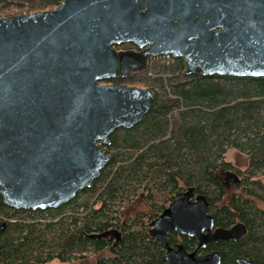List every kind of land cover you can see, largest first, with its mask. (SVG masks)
I'll use <instances>...</instances> for the list:
<instances>
[{
  "label": "water",
  "instance_id": "obj_1",
  "mask_svg": "<svg viewBox=\"0 0 264 264\" xmlns=\"http://www.w3.org/2000/svg\"><path fill=\"white\" fill-rule=\"evenodd\" d=\"M130 44L134 49L119 50ZM183 61L187 75L264 78V0H61L54 10L0 17V196L16 210L58 209L91 188L113 157L118 129L150 112L155 92L103 82L145 72L154 58ZM240 177L226 174V186ZM195 188L150 224L169 264H222L220 241L244 224L215 227ZM7 223L0 222V237ZM196 238L197 249L168 236ZM238 264H255L238 258Z\"/></svg>",
  "mask_w": 264,
  "mask_h": 264
},
{
  "label": "trees",
  "instance_id": "obj_2",
  "mask_svg": "<svg viewBox=\"0 0 264 264\" xmlns=\"http://www.w3.org/2000/svg\"><path fill=\"white\" fill-rule=\"evenodd\" d=\"M61 0H0V17L54 10ZM14 11H18L14 13ZM119 50L134 49L130 44ZM155 92L150 112L132 129H118L104 151L113 157L91 188L58 209L16 210L0 196V264H169L150 224L189 188L209 202L216 228L238 223L247 234L220 241L198 255L219 252L264 264V78L187 75L181 59L150 61L145 72L105 81ZM249 156L236 171L226 155ZM241 182L231 194L226 174ZM139 197L146 211L125 220L122 205ZM144 210V209H142ZM172 247L197 249L196 238L168 236Z\"/></svg>",
  "mask_w": 264,
  "mask_h": 264
},
{
  "label": "rangeland",
  "instance_id": "obj_3",
  "mask_svg": "<svg viewBox=\"0 0 264 264\" xmlns=\"http://www.w3.org/2000/svg\"><path fill=\"white\" fill-rule=\"evenodd\" d=\"M17 12L18 11H14V13H17ZM105 85H111V84H105ZM226 160L227 162L231 163V165L234 167L236 171H244L248 168V165H249V156L247 154H244L234 149H231L227 153ZM233 172L236 173L235 171ZM229 185H230L229 186L230 196L231 194L238 192V190L235 189V185H233L232 183H229ZM144 205L145 204L142 202L141 199H139V197H136L130 202L126 203L125 205H122V211L124 212L125 220H131L129 218H135V216L140 214L141 211H146L145 209L146 207ZM76 263L79 264V262H76ZM49 264H70V263H61L59 261H54Z\"/></svg>",
  "mask_w": 264,
  "mask_h": 264
},
{
  "label": "built area",
  "instance_id": "obj_4",
  "mask_svg": "<svg viewBox=\"0 0 264 264\" xmlns=\"http://www.w3.org/2000/svg\"><path fill=\"white\" fill-rule=\"evenodd\" d=\"M164 58H166L167 60H171L173 57H171V56H164Z\"/></svg>",
  "mask_w": 264,
  "mask_h": 264
}]
</instances>
